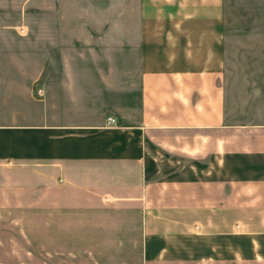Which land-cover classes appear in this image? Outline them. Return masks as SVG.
I'll list each match as a JSON object with an SVG mask.
<instances>
[{
  "label": "crops",
  "instance_id": "obj_1",
  "mask_svg": "<svg viewBox=\"0 0 264 264\" xmlns=\"http://www.w3.org/2000/svg\"><path fill=\"white\" fill-rule=\"evenodd\" d=\"M226 4L139 0L136 124L1 99L0 264H264V119L228 90Z\"/></svg>",
  "mask_w": 264,
  "mask_h": 264
},
{
  "label": "rangeland",
  "instance_id": "obj_2",
  "mask_svg": "<svg viewBox=\"0 0 264 264\" xmlns=\"http://www.w3.org/2000/svg\"><path fill=\"white\" fill-rule=\"evenodd\" d=\"M226 7L228 90L257 87L239 118L264 119V0ZM0 29V101L46 99L74 124L139 122V0H0Z\"/></svg>",
  "mask_w": 264,
  "mask_h": 264
},
{
  "label": "built area",
  "instance_id": "obj_3",
  "mask_svg": "<svg viewBox=\"0 0 264 264\" xmlns=\"http://www.w3.org/2000/svg\"><path fill=\"white\" fill-rule=\"evenodd\" d=\"M38 93H39V95H42V91H41V90H39ZM115 123H117V119H116V118L109 117V118L107 119V126H108V127L113 126Z\"/></svg>",
  "mask_w": 264,
  "mask_h": 264
}]
</instances>
